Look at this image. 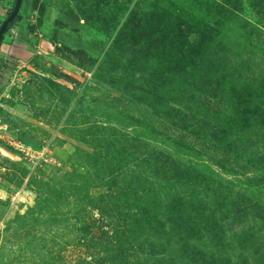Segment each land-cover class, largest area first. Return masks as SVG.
Segmentation results:
<instances>
[{
	"label": "rangeland",
	"instance_id": "374dc122",
	"mask_svg": "<svg viewBox=\"0 0 264 264\" xmlns=\"http://www.w3.org/2000/svg\"><path fill=\"white\" fill-rule=\"evenodd\" d=\"M0 264H264V0H22Z\"/></svg>",
	"mask_w": 264,
	"mask_h": 264
},
{
	"label": "water",
	"instance_id": "95a60500",
	"mask_svg": "<svg viewBox=\"0 0 264 264\" xmlns=\"http://www.w3.org/2000/svg\"><path fill=\"white\" fill-rule=\"evenodd\" d=\"M22 4V0H15L14 6L10 12V14L5 18V20L0 25V45L4 38V35L9 31L10 24L14 21L16 16L19 13L20 7Z\"/></svg>",
	"mask_w": 264,
	"mask_h": 264
},
{
	"label": "trees",
	"instance_id": "16d2710c",
	"mask_svg": "<svg viewBox=\"0 0 264 264\" xmlns=\"http://www.w3.org/2000/svg\"><path fill=\"white\" fill-rule=\"evenodd\" d=\"M0 2H1V0H0ZM14 3H15V0H13V2H12V8H13V6H14ZM12 10V9H11ZM11 10H10V12H11ZM10 14V13H9ZM17 17V16H16ZM16 19V18H15ZM15 19H14V21L10 24V28L12 27V25H13V23L15 22Z\"/></svg>",
	"mask_w": 264,
	"mask_h": 264
}]
</instances>
